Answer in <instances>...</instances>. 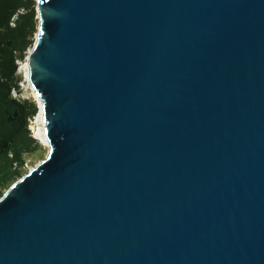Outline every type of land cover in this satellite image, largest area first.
Returning <instances> with one entry per match:
<instances>
[{
    "label": "water",
    "instance_id": "obj_1",
    "mask_svg": "<svg viewBox=\"0 0 264 264\" xmlns=\"http://www.w3.org/2000/svg\"><path fill=\"white\" fill-rule=\"evenodd\" d=\"M36 1L0 264H264V0Z\"/></svg>",
    "mask_w": 264,
    "mask_h": 264
},
{
    "label": "trees",
    "instance_id": "obj_2",
    "mask_svg": "<svg viewBox=\"0 0 264 264\" xmlns=\"http://www.w3.org/2000/svg\"><path fill=\"white\" fill-rule=\"evenodd\" d=\"M36 0H0V197L24 176L38 146L29 129L38 114L35 102L22 100L19 62L26 61L38 32Z\"/></svg>",
    "mask_w": 264,
    "mask_h": 264
},
{
    "label": "rangeland",
    "instance_id": "obj_3",
    "mask_svg": "<svg viewBox=\"0 0 264 264\" xmlns=\"http://www.w3.org/2000/svg\"><path fill=\"white\" fill-rule=\"evenodd\" d=\"M36 10H37V8H36ZM35 40H36V36L34 38V43H35ZM33 46H34V44L32 45V47ZM24 66H25V61L24 62H19V68H20L19 74L22 77V82L20 83V91H21V93L20 94L16 93L15 95L17 97H20L22 100H30L32 102H35L36 105L39 108L37 99L33 96L32 91L29 90L28 87L26 86L27 85V81H26L27 75H26V71L24 69ZM39 111H40V109H39ZM34 118L30 121L29 129L31 130V134L35 138V136H34V124H33ZM37 142H38L37 148L32 153L29 154V157H28L27 162L25 164V173L29 172L31 169L36 167L49 154L50 147L45 146L42 142H40L38 140H37ZM9 188L5 189L4 194L7 192V190Z\"/></svg>",
    "mask_w": 264,
    "mask_h": 264
},
{
    "label": "bare ground",
    "instance_id": "obj_4",
    "mask_svg": "<svg viewBox=\"0 0 264 264\" xmlns=\"http://www.w3.org/2000/svg\"><path fill=\"white\" fill-rule=\"evenodd\" d=\"M24 69L26 71V81H27V87L29 90L32 91L33 93V96L38 100L37 98V94L29 80V71H28V67L24 66ZM33 124H34V136L35 138L42 142L45 146H48L50 147V143H49V140H48V137L46 135V132H45V120H44V116H43V112H42V109H40L39 113L35 116L34 120H33Z\"/></svg>",
    "mask_w": 264,
    "mask_h": 264
}]
</instances>
